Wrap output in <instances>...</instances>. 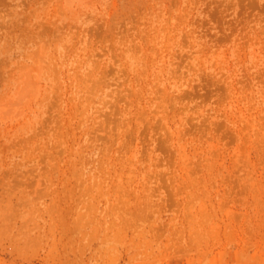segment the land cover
Instances as JSON below:
<instances>
[{"label": "rangeland", "instance_id": "rangeland-1", "mask_svg": "<svg viewBox=\"0 0 264 264\" xmlns=\"http://www.w3.org/2000/svg\"><path fill=\"white\" fill-rule=\"evenodd\" d=\"M0 264H264V0H0Z\"/></svg>", "mask_w": 264, "mask_h": 264}]
</instances>
